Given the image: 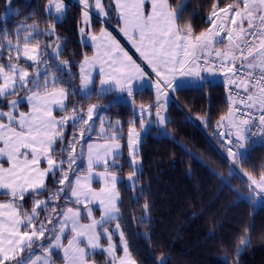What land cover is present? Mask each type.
Returning a JSON list of instances; mask_svg holds the SVG:
<instances>
[{
	"label": "snow or ice",
	"instance_id": "1",
	"mask_svg": "<svg viewBox=\"0 0 264 264\" xmlns=\"http://www.w3.org/2000/svg\"><path fill=\"white\" fill-rule=\"evenodd\" d=\"M79 4L84 25L79 29L82 35L91 27L93 11L103 23L115 12L117 24L122 25L120 31L151 68V73H146L111 33L101 27L100 36H90L96 53L91 58L85 56L80 66L79 92L84 93L83 98L92 95L89 89L94 84L91 72L86 71L84 65H95L98 60L101 62L100 88L96 95L126 92L133 112L136 111L134 97L137 94L134 81L149 78L154 73L156 126L163 128L169 123L166 104L170 93L194 82L203 91L210 84L204 73L214 74L219 70L228 89V112L217 122V132L228 157L234 164L237 162L242 155L240 150H247V134H258L253 131L254 127L259 128V135L264 138V0H237L222 8L214 2L206 19L209 26L199 34H193L191 25L183 29L177 26L179 9H173L169 0H94V3L93 0H79ZM51 7L49 0L46 14L50 15ZM5 8L11 10V0H7ZM65 8L66 4L57 0L55 12L63 13ZM28 28L32 32L22 29L27 32L23 47L19 38L21 29L17 30L15 44L10 33L0 29V48L4 47L3 40H7L9 51L7 63L0 54V196L7 197L0 202V264H57V259H62V264H88V257L101 248L102 235L108 242L103 251L110 257V264H136L124 232L120 231L121 224L117 222L114 230L108 227L121 218L117 191L120 182L117 172L123 167L119 163L122 158L121 122L106 120L104 109L95 104L90 105L86 113L83 108L78 112L73 105L69 115H54L57 109L69 112L65 103L69 97L66 84L71 81H66L64 76L70 75L71 65L70 62H61L49 75L51 66L45 61L41 72L40 45L37 42L30 47L39 33L36 25ZM54 32L53 24L45 35ZM100 40L104 42L97 44ZM12 51L16 53L15 58L11 56ZM54 51L59 55V46ZM21 54L26 61H32L29 67L35 66V72L30 73L27 67L21 66ZM233 87L242 88L244 95L239 91L233 93ZM21 92L26 95L20 97ZM71 94H78L77 90L73 89ZM10 95L19 98L8 100ZM161 97L165 103L160 102ZM24 101L28 111L18 112ZM237 102L247 111L241 112L235 107ZM151 109V105L139 108L141 130L152 124L151 120L145 119L146 114L151 116ZM236 112L248 118H237ZM96 119L100 128L97 139L104 140V143L91 142ZM129 123L127 148L129 167L133 171L128 180L130 188H134L141 132L137 131L135 120ZM204 123H208L207 118ZM69 124L74 133L79 128L78 137L65 135ZM225 127L226 131L223 130ZM99 167L103 170L99 171ZM95 177L101 184L98 190L92 186ZM49 178L52 190L46 182ZM248 181L250 193L264 194V174L259 179L248 175ZM28 198H31L32 206L25 210L24 203ZM94 205L97 206L95 209ZM148 210L149 205L145 203V213ZM94 211H99V219L95 218ZM84 219L88 223H82ZM145 219L142 217V222ZM114 231L119 232L123 247L120 257H117V245L113 243ZM250 236L251 229L248 228L240 240L237 256L249 243ZM65 238L66 244L63 242ZM37 249L40 254L36 253ZM159 264H166V261L161 260Z\"/></svg>",
	"mask_w": 264,
	"mask_h": 264
},
{
	"label": "trees",
	"instance_id": "2",
	"mask_svg": "<svg viewBox=\"0 0 264 264\" xmlns=\"http://www.w3.org/2000/svg\"><path fill=\"white\" fill-rule=\"evenodd\" d=\"M234 1L169 0V3L173 9H179L177 26L185 28L191 25L193 34H199L209 26L206 19L214 2L222 8ZM45 2L11 0V9L15 12L9 18L0 17V29L10 33L13 44L17 40V30L21 29L19 38L23 45L24 35L32 32L28 26L36 25L39 35H35L30 45L37 42L40 45L41 72L44 71L45 61L51 66L49 75L61 62H70L71 73L64 76L66 81H71L66 84L69 112L55 111L58 117L69 115L73 105L78 112L83 108L86 113L87 108L95 104L104 109L107 120L113 123L120 121L126 130L134 116L129 101L111 103V99L118 96L116 91L100 97L94 91L89 98H83L79 92L80 61L92 53L89 45L77 39L79 8L70 4L65 17L55 21L53 15L46 14ZM6 3L7 0H0V14L8 11ZM53 24L54 34L45 35ZM23 28H27V32ZM57 43L59 55L51 53ZM3 44L0 54L3 62L7 63V40H3ZM11 56L15 58V51H12ZM30 65L32 61H26L21 54V66L27 67L30 73L35 72V66ZM64 71L67 72V68ZM214 78L215 75L208 78L210 84L203 91L197 85L184 86L173 93L166 110L169 123L164 128L168 133L158 136L156 131L160 130L159 127L152 126L141 140L138 150L141 168L135 176L134 188L126 183V177L133 171L129 167L128 155L124 153L119 161L123 165L122 170L117 172L122 176L118 184L121 218L108 227L113 230L117 222L121 224L120 231L124 232L136 264H159L161 260H165L166 264H225V260L227 264H264V201H258L253 193L247 197L250 194L247 184L206 135L220 117L228 112L224 84ZM73 89L78 94H71ZM136 93V108L150 104L155 110L154 89L144 87L136 90ZM23 109H26L24 104ZM205 118L208 119L207 124L204 123ZM98 129L99 120L96 119L92 139L98 137ZM73 134L78 137L79 128L74 133L69 124L65 135L71 137ZM79 147L77 145V150ZM246 149L239 158L238 167L247 176L259 179L264 174V147L248 145ZM50 179L46 182L52 190ZM3 198L7 197L0 196V199ZM145 203L149 205L147 213L144 211ZM31 206V198L26 199L25 210H30ZM142 217H146L143 222ZM248 228L251 229L250 241L237 256L240 240ZM113 240L117 245L118 257L121 252L119 235L113 233ZM88 258L95 264H110V258L102 251H95ZM61 263L62 259H57V264Z\"/></svg>",
	"mask_w": 264,
	"mask_h": 264
},
{
	"label": "rangeland",
	"instance_id": "3",
	"mask_svg": "<svg viewBox=\"0 0 264 264\" xmlns=\"http://www.w3.org/2000/svg\"><path fill=\"white\" fill-rule=\"evenodd\" d=\"M51 2H52V7L49 10V12H50V15H53V19L55 21L56 20H62L65 17L66 11L70 7V4H73V5H75L76 7L79 8V18L77 20V25H76L77 39L81 43L86 44V45H89L92 48V53L90 55H88L89 58H91L96 53V47L94 46L92 40L90 39V36L91 35L100 36V28L101 27H104L107 30V32L111 33L112 38H114L115 41L120 45V47L123 48V50L125 52H127V54L132 58V60H134L136 63L140 64L141 67L145 70L146 73H151V68H149L143 62L142 58L140 57V54L136 51V48L129 41V39L127 37H125L124 34L120 31V27L122 25H118L117 24V22H116V13L115 12L112 13V18L110 20H108L106 23H103V22H101V18L96 14L95 11H93L91 13V17H90V25H91V27L86 28V34L82 35L80 33L79 29H80V27H83L84 25H83L82 11H81L82 6L79 4V0H59V2H63V3L66 4V8H65L64 12L63 13H59V14L55 12V3L57 2V0H51ZM235 2H237V0H235L233 3H235ZM93 3H94V0H93ZM48 5H49V0H46V2H45V12H46V8H48ZM13 12H15V10H12L11 9L10 11H7L5 13L0 14V17H2V18H9L10 15H11V13H13ZM103 42H104L103 40H100V41H97V44H101ZM31 46H33V45H30V47ZM57 46H59V43L56 44L54 50L57 49ZM21 47H23V45H21ZM220 47H222V45ZM102 51H103V49H101V52ZM51 53L54 54L55 51H51ZM84 57L80 61V66H81V64H82V62L84 60ZM100 63L101 62L98 60L95 65H84L85 70L88 71V72H91V74H92V76L94 78V84L91 85L90 86V89H89L92 93L94 91L95 92L97 91L96 89H94L95 84H97V87H96L97 89L100 88V84H99V79H100V76H99V73H100ZM105 70L106 71L108 70L107 69V65H105ZM215 74H217V73L215 72ZM150 79H152L153 82L155 81L156 77H155V74L154 73H152L149 78L142 79V80H145V82H146V81H151ZM140 80L141 79H137L136 81H134V83H136V84L137 83H140L139 82ZM193 84H196V83L194 82ZM116 93H117L118 96L115 99H111L112 100L111 103L112 102H127V101H129V99H127V93L126 92L125 93L116 92ZM80 94H82V96H84V93H80ZM19 95H20V97H23L26 94L24 92H21ZM18 98L19 97L16 96V95H11L8 98V100H15V99H18ZM65 103H66V101H65ZM23 104L26 105V109H23ZM148 106H149V104L148 105H145L144 107H148ZM19 111H28V106H27L26 101H24L23 103L20 104V106L18 108V112ZM55 111L59 112L58 109L55 110ZM55 111H54V115H57V117H58V113L55 112ZM146 117H150V116H146ZM134 119H135V122H136L139 118L137 119V116L134 115V116H132V120H134ZM135 125H136V123H135ZM159 129L160 130L156 131V134L158 136L159 135H166L165 133H168V131L165 130L164 127L163 128H159ZM6 166L7 165L5 164V167ZM43 166H46V164L43 165ZM251 194L252 193L248 194L247 197L249 198L251 196ZM3 199L7 200V198H3ZM5 200H1L0 199V202H3ZM116 233L119 235V232H116ZM119 237H120V235H119ZM119 243H120V238H119ZM122 255H123V247L121 246V252H120V255H118V257H120Z\"/></svg>",
	"mask_w": 264,
	"mask_h": 264
},
{
	"label": "crops",
	"instance_id": "4",
	"mask_svg": "<svg viewBox=\"0 0 264 264\" xmlns=\"http://www.w3.org/2000/svg\"><path fill=\"white\" fill-rule=\"evenodd\" d=\"M217 74H209V73H204V75L206 76V77H208V78H211L213 75H215V80L216 81H219V82H222V83H224V77L220 74V72L218 73V72H216ZM219 76V77H218ZM218 77V78H217ZM179 79V78H178ZM151 81H146L145 82V80H140L139 82L140 83H137L136 85H137V88H136V90H141L142 88H144V87H150V88H152V89H154V91H155V95H156V89L154 88V87H152V83H153V80L152 79H150ZM197 85V83L196 84H185L184 86H196ZM97 84H95V86H94V89H96V90H98L97 88ZM171 98H172V96H171V94H170V96H169V99H168V101H167V104H166V110H167V106L169 105V102L171 101ZM130 102V101H129ZM160 102L161 103H165V101H164V98L163 97H161V100H160ZM155 112H156V107H155V111H154V115L153 116H150V117H145V119L146 120H151L152 121V124H149V125H147L146 126V128L144 129V130H141L140 129V127H139V124H140V120L138 119V122H137V124H136V128H137V131L138 132H141V140H142V138L145 136V134L151 129V127L152 126H156V117H155ZM106 118V117H105ZM106 120H107V118H106ZM110 127V126H109ZM120 131H121V136H122V138H121V140H120V143H121V145H122V149H121V152H122V155H124V153H126L127 155H128V148H127V130H128V127L126 128V130H124L123 128H122V123L120 124ZM99 133H100V128L98 129V136H99ZM110 134V133H109ZM141 140H140V143H141ZM91 142H96V143H104V140H102V139H92V141ZM140 143H139V146H140ZM138 150H139V147H138ZM85 151H86V145H85ZM128 160H129V162H130V158H129V155H128ZM44 167H46V166H44ZM84 167H85V169H86V161L84 162ZM140 160H139V162H138V164H137V166H136V171H138V170H140ZM98 170L99 171H102L103 170V168L102 167H99L98 168ZM117 176H118V179H119V181H121V179H122V176H120V174H118L117 173ZM128 177L129 176H127L126 177V183H127V185H129L130 186V181L128 180ZM135 183H136V180H135ZM119 184V183H118ZM118 184H117V191H118ZM93 188L94 189H99L100 188V186H101V184H100V182H99V178L98 177H95L94 178V181H93ZM119 192V191H118ZM1 200H5V199H1ZM81 207H83L82 205H81ZM94 207V209L97 207V206H93ZM83 215L86 217V213H83ZM94 215H95V218H97V219H99V216H100V213H99V211H94ZM82 223H88V220L87 219H84V220H82L81 221ZM115 229V225H114V227H113V230ZM101 232H103V229H101L100 230ZM114 233L117 235V233L114 231ZM120 238V237H119ZM63 242L66 244L67 243V239L65 238L64 240H63ZM107 239H106V237H104L103 235H102V237H101V248L100 249H96V250H94V252L95 251H102L103 253H105L104 251H103V248L104 247H107ZM113 243L115 244V242H114V240H113ZM37 254H40V252H36ZM107 256H108V254L107 253H105ZM109 257V256H108ZM61 258H62V254H61ZM62 264V263H61ZM88 264H95L93 261H91L89 258H88Z\"/></svg>",
	"mask_w": 264,
	"mask_h": 264
},
{
	"label": "built area",
	"instance_id": "5",
	"mask_svg": "<svg viewBox=\"0 0 264 264\" xmlns=\"http://www.w3.org/2000/svg\"><path fill=\"white\" fill-rule=\"evenodd\" d=\"M226 89V87H225ZM233 93H236L237 91L240 92L241 95H244L242 88L241 89H236L235 87L232 88ZM225 96L226 99L228 101V89L225 90ZM237 101H238V97H236ZM235 107H238L241 109V112L247 111L245 109H243V106L240 105L238 102L236 103ZM255 112V110H253ZM241 112H236L234 115L237 118H248L247 116H243L241 117ZM257 115V121H258V112L256 113ZM225 130V129H223ZM226 131V130H225ZM253 131L257 132L258 134L256 136H253L251 134V132H249L247 135L249 137V143L250 145H261L264 146V138H262L259 135V128L258 127H254ZM208 136V139L213 143V145L215 146V148L219 151V153L228 161V163L231 165V167L243 178H245V176L243 175V173L238 169V161L239 158L237 159V162L234 164L232 158L228 157V152L226 151L225 147L221 144L220 139L218 138V132H217V122L215 123V125L212 128V131L210 133L206 134ZM241 153H243L244 150H240ZM259 196L262 198L264 197V194H259Z\"/></svg>",
	"mask_w": 264,
	"mask_h": 264
}]
</instances>
